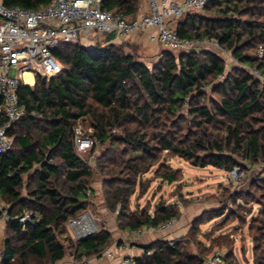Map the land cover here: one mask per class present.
Wrapping results in <instances>:
<instances>
[{
    "label": "trees",
    "instance_id": "obj_1",
    "mask_svg": "<svg viewBox=\"0 0 264 264\" xmlns=\"http://www.w3.org/2000/svg\"><path fill=\"white\" fill-rule=\"evenodd\" d=\"M51 1L1 0L6 7L31 11ZM139 2L103 0L102 6L132 19ZM202 13L179 18V36L214 39L243 68L226 72L221 55L203 47L164 49L149 67L108 38L91 47L61 45L54 54L60 74L49 80L36 75L33 86L20 83L18 100L28 112L7 130L12 148L0 155V200L9 216L0 264H57L65 258V243L75 260L92 259L109 248L112 236L105 229L75 242L67 236L66 223L85 212L93 198L85 190L91 189L96 173L103 178L104 203L117 215L119 230L132 232L179 218L176 204L164 201L152 212L148 207L130 209L136 191L140 196L146 192L141 176L155 165L160 163L154 178L168 184L179 180L167 158L225 172L240 160L264 163V0H208ZM78 124L90 131L93 148L84 155L93 157L96 170L76 153ZM100 146L107 147L96 155ZM253 186L263 206L250 227L253 264H264V178ZM23 211L38 212L40 220L20 223ZM135 262L203 260L181 244L156 241Z\"/></svg>",
    "mask_w": 264,
    "mask_h": 264
},
{
    "label": "built area",
    "instance_id": "obj_2",
    "mask_svg": "<svg viewBox=\"0 0 264 264\" xmlns=\"http://www.w3.org/2000/svg\"><path fill=\"white\" fill-rule=\"evenodd\" d=\"M208 0H146L147 10L143 15L132 19L105 9L103 0H52L48 5L31 11L18 7H6L0 0V155L9 152L13 139L7 135L10 126L18 122L28 110L18 100L17 91L20 83L24 84L23 75H39L46 80L58 75L62 66L55 57V51L64 44L94 46L100 38L114 35L115 38H127L143 34L153 44L163 46L173 52H190L198 47L209 46L221 57L235 61L228 49L222 48L214 39L181 38L170 22L190 13L202 12ZM113 42V41H111ZM258 50V56L262 55ZM16 76L10 75V70ZM251 73L260 77L256 70ZM222 78V77H219ZM29 114L34 115L31 111ZM76 153L82 157L93 148L89 131L78 124L74 128ZM93 157L87 161L92 164ZM237 167V166H236ZM231 171L235 175L237 168ZM86 197H91L92 190H85ZM9 219L8 207L0 200V249L6 221ZM40 220L38 212L23 211L19 217L22 224H34ZM177 219H171L154 228H142L131 232L137 238L143 231L167 232L176 225ZM72 241H79L95 233V220L89 212L70 219L66 223ZM124 245V243H123ZM173 245V244H171ZM123 247V246H121ZM151 255L152 251H147ZM113 259L114 254L105 250L101 258ZM91 259L82 258L78 264H91ZM76 262L72 255L71 264ZM121 264H136L132 257H125ZM202 264H228L223 253L213 250Z\"/></svg>",
    "mask_w": 264,
    "mask_h": 264
},
{
    "label": "rangeland",
    "instance_id": "obj_3",
    "mask_svg": "<svg viewBox=\"0 0 264 264\" xmlns=\"http://www.w3.org/2000/svg\"><path fill=\"white\" fill-rule=\"evenodd\" d=\"M125 41H121L124 52L133 54L137 60L144 62L147 66L151 67L159 60L161 48L158 47L153 52ZM203 48L209 51L213 50L205 45ZM223 59L226 72L233 67L243 68L236 60ZM10 75L16 76V71L10 70ZM81 126L84 130L89 131L85 125L81 124ZM106 147L100 146L95 154H101ZM85 155L82 156L85 160L91 158H85ZM165 162L174 170L179 171V180L166 185L160 179L154 178V173L160 163L155 165L147 174L141 176L139 181L143 182L142 188L146 192L140 196L139 190H137L131 197V211L148 207L152 212L160 201L176 204L180 215L177 219L175 232L182 231L176 233V237L173 236L169 244H181L189 253L201 256L202 260L207 259L213 250H219L230 262L253 264V242L250 227L254 219L260 215L263 207L259 204L261 199H255L259 197V193L253 185L264 178V171L250 185L246 193L241 192L240 188L246 184L250 171L258 169L264 163L252 164L246 160H240L235 175H232L231 172L211 166L204 168L192 166L179 157L167 158ZM91 166H94L93 169L96 170L93 163ZM102 180L103 178L99 174H94L90 182L93 198L85 211L89 212L95 220L93 228L95 233L101 229L110 228L112 220L118 228L115 213L109 212L106 208L109 212V220H104L102 217L100 207L103 205L106 207ZM236 193L240 194L243 199L237 198ZM67 236L71 239L68 229ZM65 248L64 261L69 263L72 261L73 254L66 243ZM76 261L75 263H79V260Z\"/></svg>",
    "mask_w": 264,
    "mask_h": 264
},
{
    "label": "crops",
    "instance_id": "obj_4",
    "mask_svg": "<svg viewBox=\"0 0 264 264\" xmlns=\"http://www.w3.org/2000/svg\"><path fill=\"white\" fill-rule=\"evenodd\" d=\"M181 1V0H178ZM147 10V4L146 0H140L138 10L136 15H143L145 14ZM202 12H199L197 14H201ZM179 19L173 20L170 22V25L176 29V25ZM108 38H110V41H113L116 44H121V41H125V38H115L114 35H110L109 37H103L98 40V42L106 41ZM130 38L129 40H127ZM127 43L134 44L136 46H142V49H148L150 51L155 52L156 49L161 48L164 50L165 48L158 44L150 43L147 39V37L143 34L134 35L131 37L126 38ZM125 41V42H126ZM32 77V83L27 84L24 80V85L27 86H33L35 83V76L31 75ZM168 185V183H164ZM101 208V214L104 220H109V212L106 210V207L103 205ZM110 228L107 229V231L112 236V244L109 248L106 250L112 252L114 254V258L107 259L105 257L101 259H91V264H121V260L125 257H132L134 259L141 257L144 254V247L150 243L156 242V241H162V242H168L173 239V236L176 237V233L181 232L182 230H177L175 232V228L177 226L174 225V227L167 232H157V231H143L141 235L137 238H133L131 236V232L128 231H121L119 230L113 220L110 223ZM124 243V245H123ZM123 246V247H121ZM65 258L60 261L57 264H71L70 262H65ZM77 262V261H76ZM78 264V263H74Z\"/></svg>",
    "mask_w": 264,
    "mask_h": 264
},
{
    "label": "water",
    "instance_id": "obj_5",
    "mask_svg": "<svg viewBox=\"0 0 264 264\" xmlns=\"http://www.w3.org/2000/svg\"><path fill=\"white\" fill-rule=\"evenodd\" d=\"M43 80H46V78H43ZM264 171V165L260 166L258 169H253L250 171L247 182L244 186L240 188L241 192H247L248 188L252 183H254L257 179V177ZM82 240V239H81Z\"/></svg>",
    "mask_w": 264,
    "mask_h": 264
},
{
    "label": "bare ground",
    "instance_id": "obj_6",
    "mask_svg": "<svg viewBox=\"0 0 264 264\" xmlns=\"http://www.w3.org/2000/svg\"><path fill=\"white\" fill-rule=\"evenodd\" d=\"M23 77H24V80H25V82H26L27 84H31V83H32V77H31V74L26 73V74L23 75Z\"/></svg>",
    "mask_w": 264,
    "mask_h": 264
}]
</instances>
